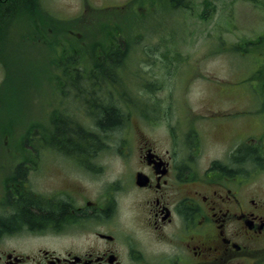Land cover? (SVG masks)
Listing matches in <instances>:
<instances>
[{
    "label": "flooded vegetation",
    "instance_id": "flooded-vegetation-1",
    "mask_svg": "<svg viewBox=\"0 0 264 264\" xmlns=\"http://www.w3.org/2000/svg\"><path fill=\"white\" fill-rule=\"evenodd\" d=\"M58 71L85 77L86 86L62 89L80 93L87 111L56 115L66 130L55 135L51 148L2 150L0 222L14 223L0 229V264H264V102L257 106L263 120L252 116L250 98L236 115L196 114L187 124V140L179 133L152 138L140 132L134 138L126 132L119 152L108 154L101 139L107 132L78 126L94 124V107L111 106L89 82L97 73ZM62 101L55 102L60 114L67 103ZM120 116L121 124L105 131L123 126L127 120ZM206 128L226 130L229 137L222 152L201 164L197 158L209 148ZM110 156L122 162L115 173L106 170ZM55 172L62 179L46 185ZM21 203L53 217L42 224L16 221Z\"/></svg>",
    "mask_w": 264,
    "mask_h": 264
},
{
    "label": "rangeland",
    "instance_id": "rangeland-1",
    "mask_svg": "<svg viewBox=\"0 0 264 264\" xmlns=\"http://www.w3.org/2000/svg\"><path fill=\"white\" fill-rule=\"evenodd\" d=\"M183 1L181 6L177 0L32 2L25 18L17 15L4 29L6 38L0 42V154L41 149L44 141V148H51L56 115L69 118L81 114V107L87 111L80 93L62 89L76 84V78L72 82L70 76H59L58 70L77 66L109 72L108 92L100 86L96 96L106 95L127 120L117 129H100L107 132L101 139L108 154L119 152L126 132L134 138L140 132L152 138L179 133L187 140V124L204 110L232 116L253 100L251 114L263 120L257 106L264 102V0ZM104 49L122 56H104ZM78 81L87 85L85 77ZM59 93L67 100L62 114L55 110V102H63ZM97 108L91 114L94 124L79 121L80 128L98 132ZM188 116L191 121H185ZM202 136L209 148L199 154L201 164L222 152L229 134L206 128ZM110 159L106 170L115 173L122 162ZM59 175L52 173L45 184L53 186L62 179Z\"/></svg>",
    "mask_w": 264,
    "mask_h": 264
},
{
    "label": "trees",
    "instance_id": "trees-1",
    "mask_svg": "<svg viewBox=\"0 0 264 264\" xmlns=\"http://www.w3.org/2000/svg\"><path fill=\"white\" fill-rule=\"evenodd\" d=\"M177 1L180 5L185 2L183 0H177ZM32 2L36 3L37 0H3V2L0 1V42L4 41L6 38V36L4 35V29L5 28L8 29V27L12 25V23L17 19L18 16H20V14L23 15L22 17L25 18V16L27 15L25 14V12L29 11V9L34 5ZM103 53H104V56H106V54H109L108 56H122L121 52L114 53L112 51L105 50V49ZM104 67L106 68L107 66L101 65L99 68L101 69ZM115 67L118 68V64H116ZM76 68H78V66ZM102 75H95V77H93V84H94L93 88H94L95 94L97 93L100 94V89H98V87L100 86H101L100 88L106 89L104 90L105 93L106 91L108 92V89L106 87L109 85V83L106 79L107 78L106 76H109V75H106V74H102ZM76 79H78V77H76ZM78 83L79 81L77 80L76 84L78 85ZM97 109H98L97 113L100 118L97 125L98 127H100V129L105 131L107 129L117 127L118 125L121 124L120 113L113 106H108L105 108L102 106H98ZM65 127H66V124L64 125L60 121L57 123V125L55 124L54 129H55L56 135L58 136L59 133H61L62 131H65ZM45 128L48 129L49 127L45 126ZM72 135L74 136L75 134H72ZM45 139L47 141L50 140L47 137H45ZM69 141H70V138H69ZM44 144H45V141L40 143L39 145L41 148H44ZM247 153L250 154L251 159L255 160V155L252 154L253 153L252 150H249V152ZM64 213H65V210H63L61 216L64 215ZM52 217L53 216L50 214H42L39 209L33 206L24 205L23 203H21L20 204V214L16 216L15 220L18 221L19 219H23L27 221L30 225H32V224H42L46 220L52 219ZM13 223L14 221L12 222L7 221L3 223L0 222V229L11 228Z\"/></svg>",
    "mask_w": 264,
    "mask_h": 264
},
{
    "label": "bare ground",
    "instance_id": "bare-ground-1",
    "mask_svg": "<svg viewBox=\"0 0 264 264\" xmlns=\"http://www.w3.org/2000/svg\"><path fill=\"white\" fill-rule=\"evenodd\" d=\"M186 7V6H185ZM109 102V101H108ZM116 131V130H115Z\"/></svg>",
    "mask_w": 264,
    "mask_h": 264
}]
</instances>
